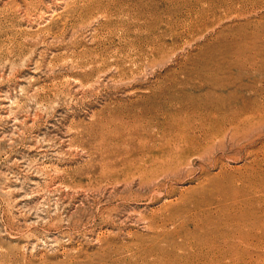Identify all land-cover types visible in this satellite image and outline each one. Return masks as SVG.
I'll return each mask as SVG.
<instances>
[{"label":"rangeland","instance_id":"obj_1","mask_svg":"<svg viewBox=\"0 0 264 264\" xmlns=\"http://www.w3.org/2000/svg\"><path fill=\"white\" fill-rule=\"evenodd\" d=\"M0 264H264V0H0Z\"/></svg>","mask_w":264,"mask_h":264},{"label":"bare ground","instance_id":"obj_2","mask_svg":"<svg viewBox=\"0 0 264 264\" xmlns=\"http://www.w3.org/2000/svg\"><path fill=\"white\" fill-rule=\"evenodd\" d=\"M185 23V22H184ZM248 119V118H247ZM181 138V137H180ZM182 139V138H181ZM184 139H185V137H184Z\"/></svg>","mask_w":264,"mask_h":264}]
</instances>
